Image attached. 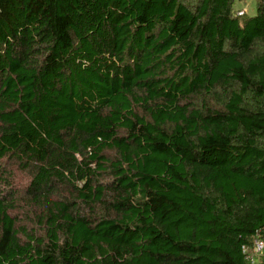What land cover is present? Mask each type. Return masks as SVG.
<instances>
[{
    "label": "trees",
    "instance_id": "trees-1",
    "mask_svg": "<svg viewBox=\"0 0 264 264\" xmlns=\"http://www.w3.org/2000/svg\"><path fill=\"white\" fill-rule=\"evenodd\" d=\"M235 1L0 0V264H249L264 0Z\"/></svg>",
    "mask_w": 264,
    "mask_h": 264
},
{
    "label": "rangeland",
    "instance_id": "rangeland-1",
    "mask_svg": "<svg viewBox=\"0 0 264 264\" xmlns=\"http://www.w3.org/2000/svg\"><path fill=\"white\" fill-rule=\"evenodd\" d=\"M196 1V0H194ZM233 8H234V11L235 12H242L244 13V15H250V16H254L256 14V10H255V0H236L234 5H233ZM17 173V172H16ZM17 177H22L24 176V174H20V173H17L16 174ZM21 175V176H19ZM27 181L25 180H21L20 182H15L14 185L17 187V188H22L25 186ZM253 257L256 259V261L258 262L261 257L264 256V251L262 253H259V254H253Z\"/></svg>",
    "mask_w": 264,
    "mask_h": 264
},
{
    "label": "built area",
    "instance_id": "built-area-1",
    "mask_svg": "<svg viewBox=\"0 0 264 264\" xmlns=\"http://www.w3.org/2000/svg\"><path fill=\"white\" fill-rule=\"evenodd\" d=\"M238 15L242 14V12L237 13ZM243 253L246 255V260L249 262V264H256L257 261L253 257V254H259L264 251V242L261 239H255L253 241L252 247L248 249L247 247L242 248Z\"/></svg>",
    "mask_w": 264,
    "mask_h": 264
}]
</instances>
